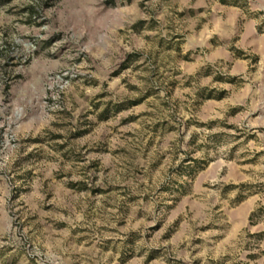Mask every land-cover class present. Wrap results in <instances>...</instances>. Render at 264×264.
<instances>
[{"label": "rangeland", "instance_id": "1", "mask_svg": "<svg viewBox=\"0 0 264 264\" xmlns=\"http://www.w3.org/2000/svg\"><path fill=\"white\" fill-rule=\"evenodd\" d=\"M0 264H264V0H0Z\"/></svg>", "mask_w": 264, "mask_h": 264}]
</instances>
